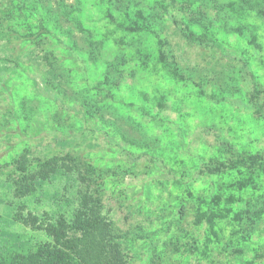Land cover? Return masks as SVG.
I'll use <instances>...</instances> for the list:
<instances>
[{
    "label": "rangeland",
    "instance_id": "rangeland-1",
    "mask_svg": "<svg viewBox=\"0 0 264 264\" xmlns=\"http://www.w3.org/2000/svg\"><path fill=\"white\" fill-rule=\"evenodd\" d=\"M19 2L31 12L0 18V253L51 242L19 216L70 221L81 174L124 264H247L254 255L264 264V163L251 175L204 170L264 154V117L251 104L252 78L264 103V0H0V8ZM174 20L226 53L189 43ZM40 22L55 37L6 42V30L29 35ZM65 155L78 170L36 178L19 196L17 163L25 159L33 175L38 160ZM210 210L212 231L197 218Z\"/></svg>",
    "mask_w": 264,
    "mask_h": 264
},
{
    "label": "trees",
    "instance_id": "trees-1",
    "mask_svg": "<svg viewBox=\"0 0 264 264\" xmlns=\"http://www.w3.org/2000/svg\"><path fill=\"white\" fill-rule=\"evenodd\" d=\"M173 1V0H171ZM0 8V18L7 20L13 10L25 9L28 13L31 10L20 2L16 5H3ZM34 15V12L32 13ZM173 24L179 29L181 35L192 44L200 46H211L216 51L223 54L226 53L221 44L197 35L188 26L174 20ZM37 31L29 35H20L13 29L4 32V38L8 44H21L23 42L34 41L43 34L55 37V35L47 29L41 22L38 24ZM252 81V110L253 113L264 117V103H261V92L256 87L253 78ZM45 89L49 93V88ZM50 94V93H49ZM54 95V94H51ZM56 99V97H54ZM57 100V99H56ZM23 158V156H21ZM74 160V161H73ZM75 158L69 155L61 157H52L44 160H38L39 169L33 175H27L28 166L26 160L17 163L18 170L24 174L22 178L24 183L17 182V192L19 196H25L34 191L35 179L41 181L48 180L59 171L71 174L73 170H78V165L74 162ZM264 163V154L258 153L238 157L231 161L215 160L205 165L204 170L209 174L225 173L233 170H244L254 172ZM82 182V187L78 190L79 206L72 219L67 221L63 216H59L54 223L46 224L27 213L25 216L20 215L19 220L24 226L34 229H40L50 237L51 242L38 245L35 250L29 252L12 251L7 246V252L0 253V264H124L123 254L119 249L118 243L115 241L111 226L100 216L101 205L99 199L94 200L89 188V180L81 174L78 176ZM217 214L213 211H206L198 215V220L206 223L210 231L215 226V218ZM15 247V246H14ZM4 249V248H3ZM2 249H0L1 251ZM262 255H254L252 260L247 264H253Z\"/></svg>",
    "mask_w": 264,
    "mask_h": 264
}]
</instances>
